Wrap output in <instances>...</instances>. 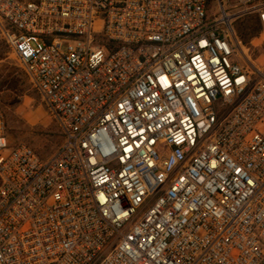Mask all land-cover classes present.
I'll list each match as a JSON object with an SVG mask.
<instances>
[{"label": "built area", "instance_id": "2783aa9c", "mask_svg": "<svg viewBox=\"0 0 264 264\" xmlns=\"http://www.w3.org/2000/svg\"><path fill=\"white\" fill-rule=\"evenodd\" d=\"M0 0V38L57 123L0 107V264H264V73L232 22L264 0Z\"/></svg>", "mask_w": 264, "mask_h": 264}, {"label": "rangeland", "instance_id": "374dc122", "mask_svg": "<svg viewBox=\"0 0 264 264\" xmlns=\"http://www.w3.org/2000/svg\"><path fill=\"white\" fill-rule=\"evenodd\" d=\"M218 15V7L211 0L207 4V17L211 20L218 18ZM232 28L238 42L239 62L264 73V33L256 16L235 18ZM0 105L6 118L7 138L11 146L27 145L45 159L61 145L57 123L1 38Z\"/></svg>", "mask_w": 264, "mask_h": 264}, {"label": "trees", "instance_id": "16d2710c", "mask_svg": "<svg viewBox=\"0 0 264 264\" xmlns=\"http://www.w3.org/2000/svg\"><path fill=\"white\" fill-rule=\"evenodd\" d=\"M211 0H208V2H210ZM257 19V18H256ZM258 22V21H257ZM258 24H259V22H258ZM260 26V25H259ZM0 107H1V105H0ZM2 109V108H1ZM3 111V110H2ZM3 114H4V112H3ZM4 117H5V115H4ZM5 120H6V118H5ZM6 129H7V123H6ZM61 134V133H60ZM61 138H62V135H61ZM36 153V152H35ZM37 154V153H36ZM38 155V154H37ZM39 156V155H38ZM39 157H41V156H39Z\"/></svg>", "mask_w": 264, "mask_h": 264}]
</instances>
